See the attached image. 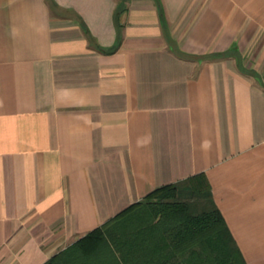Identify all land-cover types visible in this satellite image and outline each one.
<instances>
[{
    "label": "crops",
    "instance_id": "0c3cea01",
    "mask_svg": "<svg viewBox=\"0 0 264 264\" xmlns=\"http://www.w3.org/2000/svg\"><path fill=\"white\" fill-rule=\"evenodd\" d=\"M199 172L264 264V0H0V264Z\"/></svg>",
    "mask_w": 264,
    "mask_h": 264
},
{
    "label": "trees",
    "instance_id": "16d2710c",
    "mask_svg": "<svg viewBox=\"0 0 264 264\" xmlns=\"http://www.w3.org/2000/svg\"><path fill=\"white\" fill-rule=\"evenodd\" d=\"M184 191V192H183ZM44 264H247L206 175L160 186Z\"/></svg>",
    "mask_w": 264,
    "mask_h": 264
}]
</instances>
